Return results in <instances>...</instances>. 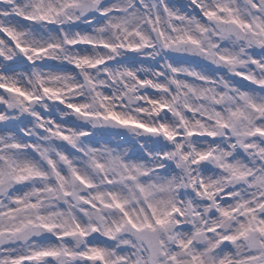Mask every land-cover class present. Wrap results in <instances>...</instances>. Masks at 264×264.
Segmentation results:
<instances>
[{"label": "clouds", "instance_id": "obj_1", "mask_svg": "<svg viewBox=\"0 0 264 264\" xmlns=\"http://www.w3.org/2000/svg\"><path fill=\"white\" fill-rule=\"evenodd\" d=\"M0 264H264V0H0Z\"/></svg>", "mask_w": 264, "mask_h": 264}, {"label": "snow or ice", "instance_id": "obj_2", "mask_svg": "<svg viewBox=\"0 0 264 264\" xmlns=\"http://www.w3.org/2000/svg\"><path fill=\"white\" fill-rule=\"evenodd\" d=\"M43 255H48L47 253L43 254Z\"/></svg>", "mask_w": 264, "mask_h": 264}]
</instances>
